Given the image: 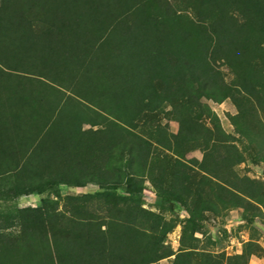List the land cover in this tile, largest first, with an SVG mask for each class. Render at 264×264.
I'll list each match as a JSON object with an SVG mask.
<instances>
[{"label":"trees","instance_id":"trees-1","mask_svg":"<svg viewBox=\"0 0 264 264\" xmlns=\"http://www.w3.org/2000/svg\"><path fill=\"white\" fill-rule=\"evenodd\" d=\"M225 98L235 132L256 142L264 0H0V175L13 193L147 178L192 219L262 205L203 100ZM159 112L175 133L148 120ZM196 148L195 166L180 158ZM172 226L133 198L105 215L41 208L0 240V264H153L171 254ZM167 264L194 263L184 251Z\"/></svg>","mask_w":264,"mask_h":264},{"label":"rangeland","instance_id":"rangeland-1","mask_svg":"<svg viewBox=\"0 0 264 264\" xmlns=\"http://www.w3.org/2000/svg\"><path fill=\"white\" fill-rule=\"evenodd\" d=\"M217 115L222 128L235 139L244 160L234 170L240 177H247L264 193V108L258 109L254 117L256 142L241 139L231 123V116L237 108L230 98L221 101L203 99ZM149 121L167 126L170 132L178 129L177 121L168 119L164 112L151 115ZM174 158V154H170ZM202 157V150L196 148L182 154L180 158L195 166ZM197 161V162H196ZM162 160L161 164H165ZM194 182L200 172L195 173ZM0 175V240L8 233H17L25 217L32 216L37 209L64 210L65 207L81 206L86 211L105 215L108 208L122 204L129 198L135 199L146 210L161 215L171 223L165 243L171 254L153 264H167L179 252H189L194 264L205 261L213 264H264V204L245 202L242 206L230 207L220 213L205 211L199 218L192 219L187 206L159 194L149 179L141 185L128 183L101 188L95 183L82 186L59 184L42 193H13Z\"/></svg>","mask_w":264,"mask_h":264}]
</instances>
